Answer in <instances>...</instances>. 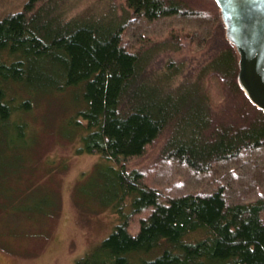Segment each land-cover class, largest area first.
Wrapping results in <instances>:
<instances>
[{
  "label": "trees",
  "instance_id": "16d2710c",
  "mask_svg": "<svg viewBox=\"0 0 264 264\" xmlns=\"http://www.w3.org/2000/svg\"><path fill=\"white\" fill-rule=\"evenodd\" d=\"M79 3L25 0L0 16V129L23 138L31 127L40 97L10 96L17 85L45 97L72 88L77 151L104 160L97 192L79 191L119 220L77 264H264V110L238 81L216 1ZM171 46L212 53L189 77L184 62H150ZM169 163L188 176L157 175Z\"/></svg>",
  "mask_w": 264,
  "mask_h": 264
},
{
  "label": "rangeland",
  "instance_id": "374dc122",
  "mask_svg": "<svg viewBox=\"0 0 264 264\" xmlns=\"http://www.w3.org/2000/svg\"><path fill=\"white\" fill-rule=\"evenodd\" d=\"M24 1L0 0V16L19 9ZM91 1L81 0L79 7ZM145 26L155 33L162 30L159 23ZM211 48L196 54L172 46L161 48L150 62L159 59L164 63L169 58L184 62L190 77L193 68L208 62ZM45 70L48 76L57 77L58 69L42 68ZM32 85L26 81L9 94L18 99L31 97L28 92L40 97L33 98V111L27 113L31 127L26 136L18 138L0 129V264H77L112 231L119 213L79 191L91 185L90 192H97L100 177L96 164L104 160L98 154L79 153L81 139H72L78 130L70 124V117L82 104L75 98L76 90L68 88L57 96L45 97L42 93L47 89L36 84L37 91ZM159 167L157 175L170 176V184L177 172L187 173L173 163ZM242 171L245 180L247 172Z\"/></svg>",
  "mask_w": 264,
  "mask_h": 264
},
{
  "label": "water",
  "instance_id": "95a60500",
  "mask_svg": "<svg viewBox=\"0 0 264 264\" xmlns=\"http://www.w3.org/2000/svg\"><path fill=\"white\" fill-rule=\"evenodd\" d=\"M227 39L239 52L238 81L264 110V0H215Z\"/></svg>",
  "mask_w": 264,
  "mask_h": 264
}]
</instances>
